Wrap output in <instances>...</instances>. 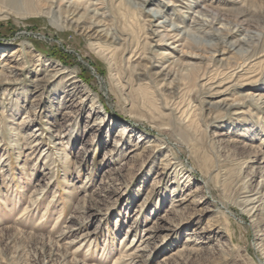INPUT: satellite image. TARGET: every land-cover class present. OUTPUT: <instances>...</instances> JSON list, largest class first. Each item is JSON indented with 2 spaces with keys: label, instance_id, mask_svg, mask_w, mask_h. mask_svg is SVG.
Listing matches in <instances>:
<instances>
[{
  "label": "rangeland",
  "instance_id": "374dc122",
  "mask_svg": "<svg viewBox=\"0 0 264 264\" xmlns=\"http://www.w3.org/2000/svg\"><path fill=\"white\" fill-rule=\"evenodd\" d=\"M12 1L0 0V264H264V105L242 88L264 85V0H99L112 46L45 3ZM150 11L200 47L239 45L173 93L139 82L142 58L160 53L148 28L164 18ZM230 81L237 110L209 114L202 83ZM166 154L178 167L163 170ZM140 241L144 256L120 260Z\"/></svg>",
  "mask_w": 264,
  "mask_h": 264
},
{
  "label": "bare ground",
  "instance_id": "6f19581e",
  "mask_svg": "<svg viewBox=\"0 0 264 264\" xmlns=\"http://www.w3.org/2000/svg\"><path fill=\"white\" fill-rule=\"evenodd\" d=\"M139 1L146 5L151 3V0H139ZM239 1L240 0H236L235 2H239ZM32 2L39 3V4L45 3V5H47L48 11L56 10V12L58 13H62V14L64 13L65 17L62 20L63 28L71 30L77 33L79 36L85 38L87 41L90 42L91 46H93L94 45L93 43L95 42L103 43L107 46H112L115 44V42L119 41L117 40L115 35L109 33V31H107V29L105 28L106 26L103 21H104V18L106 17L105 16L106 14L105 12H102L100 8L98 9V7L100 6L99 0H24L23 1V3L26 5L28 4L32 5ZM12 4H16V1H12ZM197 13L202 17L204 16L203 11H197ZM205 15L207 14L205 13ZM148 16L153 17V18L157 16V19L164 18L163 16H160V14L158 15V12L156 11H150L148 13ZM203 21L204 20H201V21L196 20L195 22H193L192 29L195 28L196 31L202 30L203 27H209L210 25H212V22L214 20L211 19L210 24H203ZM165 23H167V21L164 18V20H162L161 22H158L153 27L148 28L149 30L148 38L152 44L154 43V47L157 49V51H160V53L156 55L151 54L150 56H144L142 58L146 62L144 70L142 71L140 70L141 72L140 74H137V76L139 77L138 79L139 82L142 81L141 80L142 78L145 79L146 77H148L149 78L148 84L153 83L155 85H159L160 90L163 89L166 92L170 91L173 93L174 91H176L179 85H181L183 82L191 80L192 77H193V81H196V83L198 81L204 80L203 78L204 75L200 76L198 72H200L202 69H208L210 67L216 66L215 65L216 64L215 63L216 54H218L217 57L220 58L219 61H222L224 58V54H226L225 53L226 49L230 45V43L227 44L224 40H222L221 43H223L224 49H222V51L219 53V51H217V45L219 44L220 41L211 42L212 40L211 41L208 40L206 42L205 40L204 41L200 40L201 42L200 44L201 47H200L198 45L199 42H194L192 40L195 44L194 45L192 41L188 40L189 36L188 34L185 35L186 32H184L183 35H181V33L179 32L178 26L172 25L167 28V25H165ZM169 42L171 43L169 44ZM240 42L242 43L243 46L247 45L244 39ZM151 43H149V48L152 47ZM238 45H239L238 43L237 45L232 44L229 47L230 49L231 48L234 49V47ZM193 48L195 49L197 48L196 50H199V48L204 49L206 51L204 52L208 54L207 59L203 57L202 55L196 52H193L192 50ZM186 50H189V52H186ZM17 52L18 51H13V53H11V56L16 54ZM253 56L254 55H251L250 58H252ZM222 66L223 65H221V67ZM63 74H65L64 71L62 70L59 71V76H62ZM233 76H236L235 73L232 74V77ZM68 79L72 80L69 83L71 86V89L77 91L76 90L77 81L73 80L74 77H69ZM249 79L250 77L244 80L247 82L249 81ZM222 84L223 83H220V82H212V83L204 82L201 85L203 87H206L209 91L210 98L206 100V103L208 105L209 114L216 112V110H221L223 111V113H227L228 111L230 112L233 109L237 110L236 107L238 103L236 101L238 99H236L235 101V100H230L229 98H226V97L224 98L223 96L228 92V90L238 86L237 85L238 83L230 81L229 86H226L224 88L221 87ZM33 86L35 88H38L40 86V83L35 82ZM247 87L249 90L251 89L253 92L254 91L262 92L256 96L250 95L251 96L250 99L254 100L257 106L264 105V85L259 86L258 84H256L253 86H248L247 83L242 85V88H247ZM215 95H218V97H214ZM83 97L84 98L86 97L85 93L83 94ZM35 131L37 130H34V132ZM38 135L39 134H37L36 136ZM152 143H155V142L152 141ZM150 148L158 150V149H162L163 147H162V144L161 146L160 144H152ZM164 157H165V162L162 165L163 170H167L169 168L175 169V167H178L176 163L174 162V157L172 155L166 154ZM174 175H175L174 181L176 182V184L180 185V183H182L185 186L190 181L189 175H186V173L183 174V171L181 172L179 169L177 171H174ZM201 189L202 187H200L198 190H201ZM172 190L173 192L175 191L174 189ZM31 196L32 197L28 200V207H25L24 212L26 214L27 212L35 210V207L38 206L40 203L39 193H33ZM54 201L55 199L54 197H52L49 203L51 204ZM182 201L184 202V199L179 198L177 199L176 202L181 203ZM50 204L46 205L44 212H47L49 210ZM252 204H254V200L250 198L244 202L245 207H249ZM179 205L180 204H178L177 206H174V205L173 206L179 207ZM145 238L146 239L144 240L149 239V237H146V236ZM73 242H76V241H73ZM84 242L85 240L83 241V243ZM144 242L140 241L138 245L136 244L137 246L134 248V250H132V252L124 253V255L121 257L120 260L126 261L129 263V262H134L139 257L141 258L142 253L145 252L146 250L145 246L143 245ZM82 245L83 244H81L77 249H79ZM128 251H131L130 247ZM120 260L118 259L116 262H120Z\"/></svg>",
  "mask_w": 264,
  "mask_h": 264
}]
</instances>
